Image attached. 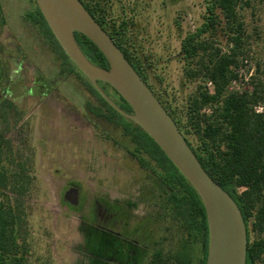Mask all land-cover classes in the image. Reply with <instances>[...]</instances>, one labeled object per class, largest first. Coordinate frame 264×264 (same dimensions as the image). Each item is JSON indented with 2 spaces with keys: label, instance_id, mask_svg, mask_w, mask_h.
I'll use <instances>...</instances> for the list:
<instances>
[{
  "label": "rangeland",
  "instance_id": "rangeland-1",
  "mask_svg": "<svg viewBox=\"0 0 264 264\" xmlns=\"http://www.w3.org/2000/svg\"><path fill=\"white\" fill-rule=\"evenodd\" d=\"M3 1L7 23L17 36L9 25L2 27L0 41L7 52L1 62L12 78L14 68L19 71L9 98L22 110L18 122H10L6 137L29 161L32 179L22 198L28 264H80L83 235L78 226L82 219L95 225L99 239L109 238L103 245L99 243L97 264H140V246L134 256L118 253L116 257L113 245L119 246L126 236L138 238L141 230L139 241L146 243L148 257L164 235H169L166 222L158 220L156 198L161 188L157 175L127 150L129 139L120 127L90 111L98 100L79 79L58 73L55 53L22 18L21 13L32 3ZM247 1L240 10L249 35L247 53L238 57L233 67L237 76L230 82V88L238 91L251 90L252 77L264 81V0ZM205 7L206 0H150L141 38L133 41L153 65L155 77L168 92L174 116L193 146L198 140L186 125V102L198 84L212 89L208 79L186 77L182 40L202 24ZM216 41L222 51L227 50L223 35L218 34ZM13 45L18 62L7 59L14 54ZM262 104L256 107L264 111ZM209 109L205 107L206 112ZM125 214L130 217L128 223ZM108 230L119 236H108ZM187 253L184 264H197L199 244L194 242Z\"/></svg>",
  "mask_w": 264,
  "mask_h": 264
},
{
  "label": "trees",
  "instance_id": "trees-1",
  "mask_svg": "<svg viewBox=\"0 0 264 264\" xmlns=\"http://www.w3.org/2000/svg\"><path fill=\"white\" fill-rule=\"evenodd\" d=\"M12 1L18 4V0ZM29 1L32 6L21 13L22 18L55 53L58 73L79 79L98 100L89 107L90 111L120 127L129 139L127 150L158 177L161 188L156 198L158 220L166 222L169 235H164L163 241L150 251L144 264H184L194 242L200 247L197 264H205L208 224L199 194L152 137L100 94L65 52L35 0ZM244 5H248L247 0H206L202 24L182 40L186 77L208 79L213 85L209 91L198 84L186 102V125L196 134V146L183 135L205 171L230 194L241 211L247 232L245 264H264V111L255 108L259 102L264 106V81L252 77L251 90L230 88V82L237 76L233 67L237 66L238 57L247 53L249 35L240 12ZM5 25L9 24L4 1L0 0V31ZM9 27L14 37L17 36L15 29ZM218 34L226 38V51L216 45ZM74 36L90 61L108 67L106 57L88 37L77 31ZM6 52L0 41V90L3 91H0V264H28L27 220L22 198L29 192L32 179L29 161L12 139L6 137L10 122L14 125L22 116V110L9 98L13 79L1 62ZM123 54L139 74L130 57ZM139 58L142 60L144 56L140 54ZM98 83L121 109L132 112L128 102L111 85ZM24 91L29 93L31 89ZM205 107L210 108L208 112ZM175 122L181 130L179 121ZM78 228L83 235L80 264H97V228L83 219ZM140 234L136 239L145 250L146 243L139 241Z\"/></svg>",
  "mask_w": 264,
  "mask_h": 264
},
{
  "label": "water",
  "instance_id": "water-1",
  "mask_svg": "<svg viewBox=\"0 0 264 264\" xmlns=\"http://www.w3.org/2000/svg\"><path fill=\"white\" fill-rule=\"evenodd\" d=\"M35 2L76 66L117 111L152 137L199 194L208 224L205 264H245L247 232L237 203L205 171L172 116L121 49L80 0ZM75 31L88 37L100 49L107 59V68L93 63L85 56L75 39ZM98 81L111 85L128 102L132 112L121 109Z\"/></svg>",
  "mask_w": 264,
  "mask_h": 264
},
{
  "label": "flooded vegetation",
  "instance_id": "flooded-vegetation-1",
  "mask_svg": "<svg viewBox=\"0 0 264 264\" xmlns=\"http://www.w3.org/2000/svg\"><path fill=\"white\" fill-rule=\"evenodd\" d=\"M85 8L89 11V13L95 18V20L101 25V27L107 32V34L118 44V46L130 57L131 62L137 70L139 74L145 80L146 84L152 90L154 95L158 98V100L162 103L165 109L169 112L171 116H173L176 121V117L172 111V108L169 103L168 92L162 87L161 81L158 80L154 75L153 65L150 63L148 57L145 55L144 59L140 60V53L137 51V47L133 42L135 39L141 38L140 33L143 30V17L148 14L150 0H80ZM131 40L132 43L129 41ZM127 41V42H126ZM14 54H8V61H10L11 57L14 62H18L19 59L15 55L17 51L16 45H13ZM18 52V51H17ZM14 78L12 82L16 80V75L19 74V71L14 68L13 71ZM12 86V84H11ZM3 93V91H2ZM5 93V92H4ZM44 94V92H41ZM1 98V93H0ZM11 99V98H10ZM13 100V99H12ZM85 104V102H84ZM17 105V104H16ZM18 106V105H17ZM15 125V124H14ZM181 127V126H180ZM182 133V128L180 130ZM119 211L122 212V209L119 208ZM126 222L128 223L130 217L126 214ZM114 230H108V236L113 235L119 236V233H112ZM113 234V235H112ZM107 235V234H106ZM109 238L104 237L99 239V243L102 245L108 241ZM126 239V241H125ZM120 239L121 246L113 245L115 252L117 253L116 257H119L120 254L123 256V253H126L127 256H134L136 252L135 249L138 244L137 239L127 238ZM129 248V249H128ZM139 249V248H138ZM141 250V249H140ZM143 253V259L140 264H144L145 259H147L146 250H141ZM120 253V254H118ZM132 259V258H131ZM138 264V263H137Z\"/></svg>",
  "mask_w": 264,
  "mask_h": 264
},
{
  "label": "built area",
  "instance_id": "built-area-1",
  "mask_svg": "<svg viewBox=\"0 0 264 264\" xmlns=\"http://www.w3.org/2000/svg\"><path fill=\"white\" fill-rule=\"evenodd\" d=\"M207 85L212 89L213 88V85H212V82L209 80L208 82H207ZM210 91H212V90H210ZM264 107V106H263ZM255 108H256V110L257 111H262V109H258L256 106H255Z\"/></svg>",
  "mask_w": 264,
  "mask_h": 264
}]
</instances>
